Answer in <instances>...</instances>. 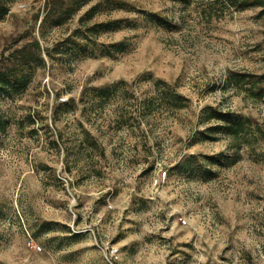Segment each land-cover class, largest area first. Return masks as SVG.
<instances>
[{
  "label": "rangeland",
  "instance_id": "374dc122",
  "mask_svg": "<svg viewBox=\"0 0 264 264\" xmlns=\"http://www.w3.org/2000/svg\"><path fill=\"white\" fill-rule=\"evenodd\" d=\"M96 1L58 25L45 0H8L0 18V57L28 29L14 47L36 36L44 58L0 96V264H264V98L223 88L264 72L263 7L128 0L88 21L117 28L65 43ZM157 78L188 104L164 102ZM225 111L263 130L251 144L210 130Z\"/></svg>",
  "mask_w": 264,
  "mask_h": 264
},
{
  "label": "trees",
  "instance_id": "16d2710c",
  "mask_svg": "<svg viewBox=\"0 0 264 264\" xmlns=\"http://www.w3.org/2000/svg\"><path fill=\"white\" fill-rule=\"evenodd\" d=\"M89 0H45L44 7L47 9L45 17L52 18L54 24L58 25L64 22L72 14V10L79 8ZM188 0H183V2ZM230 6L236 9H243L249 6H262L264 10V0H227ZM8 0H0V18L4 17L8 13ZM102 5L110 6V8H124L130 6L131 2L128 0H98L87 9L83 15L80 16V26L74 31V36L65 39V43L77 44L78 46L86 47L88 39V31L93 32L107 31L109 29L117 28L120 25L121 20L118 18L105 19L101 21L92 22L88 26V21L93 18L95 14L100 11ZM159 14L154 13L153 19H159ZM88 26V29H85ZM29 30L18 34L11 41V48L5 50L0 57V96H9L13 93L24 90L30 83L31 67H36V64L43 62L44 58L41 54L42 44L39 38L34 36L30 41L14 47ZM123 41L118 42L114 46H119V49L123 47ZM100 50V49H99ZM51 55V52L48 53ZM157 85L163 86V92L161 93V99L169 106L184 107L188 104L190 99L184 94L172 89L170 84L161 78L155 79ZM116 83H111L106 87L95 86L94 93L97 92L100 96L110 95L116 93ZM232 87L240 94L251 96L253 99L264 98V72H251L245 70H235L228 72V75L223 84V88ZM31 116V115H30ZM222 123L210 128L213 130L220 126L222 131L230 135L234 140L239 141L240 144H251L256 139L257 132L263 130L253 115L244 114L241 112L225 111L220 112ZM9 119L0 111V131H5L8 125ZM262 133V131H261ZM214 138V136H212ZM217 156H213L216 162L220 159Z\"/></svg>",
  "mask_w": 264,
  "mask_h": 264
},
{
  "label": "built area",
  "instance_id": "2783aa9c",
  "mask_svg": "<svg viewBox=\"0 0 264 264\" xmlns=\"http://www.w3.org/2000/svg\"><path fill=\"white\" fill-rule=\"evenodd\" d=\"M166 178H167V171L164 170L163 172H159L157 174L154 181L156 184H162L166 181Z\"/></svg>",
  "mask_w": 264,
  "mask_h": 264
}]
</instances>
